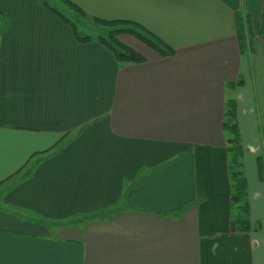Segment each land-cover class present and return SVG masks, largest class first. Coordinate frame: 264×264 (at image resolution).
<instances>
[{
  "label": "crops",
  "instance_id": "obj_1",
  "mask_svg": "<svg viewBox=\"0 0 264 264\" xmlns=\"http://www.w3.org/2000/svg\"><path fill=\"white\" fill-rule=\"evenodd\" d=\"M71 1L175 54L123 35L146 61L121 64L44 0H0V264H264V36L242 53L236 20L257 35L264 0ZM231 97L246 232L231 228Z\"/></svg>",
  "mask_w": 264,
  "mask_h": 264
},
{
  "label": "trees",
  "instance_id": "obj_2",
  "mask_svg": "<svg viewBox=\"0 0 264 264\" xmlns=\"http://www.w3.org/2000/svg\"><path fill=\"white\" fill-rule=\"evenodd\" d=\"M45 4L51 8L61 19L70 24L74 30L76 38L82 42L96 41L109 49L121 64L124 63H143L146 57L133 47L124 43L121 39L123 35H131L141 40L163 56L175 54V49L163 39L152 33L143 24L129 19H104L90 16L79 5L71 0H61L66 8L72 9L77 15L91 19L98 27L99 33L96 35L83 34L76 22L59 8L52 6L49 0H44ZM1 16V12H0ZM237 33L242 53L254 51V42L257 36H264V7L261 13V27L256 35L253 29L251 17L242 12L236 14ZM243 82V79L239 80ZM223 130L227 136V149L229 153V176L231 181V228L233 231H250L253 227L251 221L250 204L248 197L247 179L242 160L243 146L237 119V101L231 97L226 103ZM53 149V148H51ZM48 150L47 152L51 151ZM39 154H33L28 163ZM28 165V164H27ZM260 177L264 179V161L259 159Z\"/></svg>",
  "mask_w": 264,
  "mask_h": 264
},
{
  "label": "rangeland",
  "instance_id": "obj_3",
  "mask_svg": "<svg viewBox=\"0 0 264 264\" xmlns=\"http://www.w3.org/2000/svg\"><path fill=\"white\" fill-rule=\"evenodd\" d=\"M49 2L53 6H57L63 13H67L76 22L81 33L96 35L100 32L99 27L91 19L77 15L74 11H72V9L66 8L65 4L61 0H49ZM0 23H4L3 16H0Z\"/></svg>",
  "mask_w": 264,
  "mask_h": 264
}]
</instances>
